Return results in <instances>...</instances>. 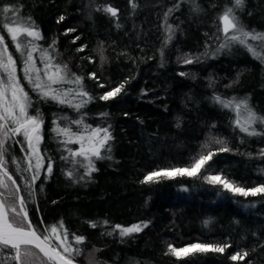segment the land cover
<instances>
[{
	"label": "trees",
	"instance_id": "1",
	"mask_svg": "<svg viewBox=\"0 0 264 264\" xmlns=\"http://www.w3.org/2000/svg\"><path fill=\"white\" fill-rule=\"evenodd\" d=\"M195 3L200 11L193 10L191 0H0V7L13 6L23 19L30 18L43 37L37 41L40 53L48 50L56 64L67 65L70 77H82L91 97H69L73 103L88 100L79 112L41 99L24 79L23 58L0 16V35L31 99L29 114L38 111L43 119L39 178L33 182L31 171H25L22 149L28 150L21 136L7 141L5 166L34 225L43 231L62 221L70 242L72 234L85 238L73 245L81 250L78 264H264V194L242 196L203 178L220 175L245 189L264 184V134L241 132L233 123L235 113L213 99L247 98L264 116V63L239 44L218 50L217 18L232 0ZM108 6L117 16L103 10ZM236 15L247 30L264 33V0H244ZM39 58L38 53L42 68ZM121 84L118 94L101 99ZM80 118L91 127L108 128L111 151L95 160L97 170L90 176L77 167L69 178L73 165L61 157L79 145L60 143L65 137L53 129L82 131L70 123ZM254 127L264 132V125ZM225 146L230 150L219 151ZM207 151L215 155L195 176L161 175L142 183L152 172L188 167ZM7 183L1 198L18 207V192ZM144 223L142 231L124 236L116 227ZM192 244L228 247L223 253L194 251L179 258L169 251V246ZM236 253L247 256L231 260Z\"/></svg>",
	"mask_w": 264,
	"mask_h": 264
},
{
	"label": "snow or ice",
	"instance_id": "2",
	"mask_svg": "<svg viewBox=\"0 0 264 264\" xmlns=\"http://www.w3.org/2000/svg\"><path fill=\"white\" fill-rule=\"evenodd\" d=\"M194 5L193 10L200 11L199 5L195 0H191ZM244 0H232L231 6H226L221 14L218 15L217 32L222 33V42L219 44L218 50L230 48L234 44H239L247 49L254 58L264 63V33H258L254 29L247 30L236 15V9L242 8ZM133 8L136 5L132 4ZM176 8L179 5L175 6ZM110 13L113 17L117 16V10L111 6L103 9ZM173 9H169L171 13ZM12 15H9V14ZM0 16L4 17L2 28L7 31L11 41L15 45L16 52L20 53L23 58L24 79L32 87L41 99H51L61 105H67L74 108L77 112L88 102L81 99L78 103H73L70 96L89 97V94L83 89V78L72 74L69 76L67 65L56 64L48 50H41V63L43 70L36 66L33 53L39 50V45L34 41L42 39L41 33L37 30L30 18L23 19L20 16V9L13 6L5 5L0 7ZM167 16V14H166ZM63 19V17H61ZM169 32L171 28L169 27ZM25 37V39H21ZM30 38V39H28ZM171 39V36H169ZM216 39H221L217 36ZM249 40L259 42V49L249 43ZM54 47V46H53ZM83 51V48L79 49ZM192 63L191 59L185 61ZM182 75L184 73H181ZM95 78V74H92ZM75 85V88L63 89L57 87L59 85ZM103 87V85H101ZM124 87L123 84L107 92L101 99L107 100L118 94ZM214 102L221 107L229 109L235 113L233 121L235 127L249 136L262 135L264 132L257 131L254 127L257 123L264 125V116L258 115L253 108L250 107L247 98L237 100L235 97L225 99L220 96L213 97ZM32 107L31 99L28 92L25 91L17 77V61L13 58V54L9 52L8 45L5 43L4 36L0 35V188L7 190L8 181L13 185L16 181L6 168L5 153L7 152L6 143L10 138L23 136L27 143V150L30 155L27 157L28 168L25 171H32V181L39 178L40 171L44 168V158L40 155L39 144L42 140L41 130L43 119L37 111L35 115L29 114V108ZM66 119V118H65ZM53 123H56L53 121ZM77 125L82 131H72L71 127H60L57 125L53 131L57 136L65 137L60 143L77 144L79 148L76 150L65 149L68 156H62L65 161L72 163L73 168L67 171L69 178L73 177V173L77 167L83 168L84 175L90 176L96 171L95 160L105 159L103 155L105 151H111L108 144L112 139L108 128L91 127L84 124L83 118L70 121ZM217 143L222 141L217 140ZM23 150V149H22ZM226 146L219 151H229ZM264 154V153H262ZM215 155L213 151H207L194 158L193 163L185 168H173L163 172L156 171L148 174L142 183L152 181L154 178L164 175L171 177L175 174L195 176L200 169L208 163ZM35 159L33 167L32 160ZM71 158V159H69ZM111 158V157H107ZM48 174L52 172L51 163L46 169ZM81 179L83 177H80ZM206 182L211 184H221L225 189L242 196H256L264 194V184L259 187L245 189L243 187L234 186V184L220 175H207L203 177ZM30 187V186H29ZM19 192V188L16 189ZM0 195H3L0 193ZM19 206H9L4 199H0V264H75V256L80 254V249L73 245L82 244L84 237L72 234V242L69 241L68 230L61 221L58 225L46 227L43 231L32 223L29 219L28 210L24 197L17 196ZM11 213V216H10ZM19 217V222H15L12 217ZM107 223V221H105ZM92 224V227H96ZM147 223L134 224L130 227H121L117 225L120 235H129L134 232L142 231L147 227ZM225 246H212L208 244H192L184 248H175L169 246V251L176 257H182L190 252H208L215 251L223 253ZM35 249L36 251H33ZM37 253L39 255H37ZM247 256L244 253L231 255L230 259L236 261L243 260Z\"/></svg>",
	"mask_w": 264,
	"mask_h": 264
},
{
	"label": "rangeland",
	"instance_id": "3",
	"mask_svg": "<svg viewBox=\"0 0 264 264\" xmlns=\"http://www.w3.org/2000/svg\"><path fill=\"white\" fill-rule=\"evenodd\" d=\"M21 39H25V37H21ZM28 39H30V38H28ZM36 44H37V41H34ZM15 46V45H14ZM39 53V56H40V58H39V61H41V53H40V50H38V51H36V52H34L33 53V55H34V59H35V61H36V66L38 67V65H37V54ZM23 60V59H22ZM22 63H23V61H22ZM42 70H43V66H42V68H41ZM17 77H18V74H17ZM19 79V78H18ZM30 108H32V107H30ZM29 108V109H30ZM30 115H33V114H30ZM17 137V136H16ZM16 137H14L15 139H16ZM22 138H23V136H21ZM23 140H24V138H23ZM25 142V144L27 145V143H26V141H24ZM39 147H40V144H39ZM40 149V148H39ZM41 150V149H40ZM23 154H24V156H25V161H27V164H28V160H27V157L30 155V152L29 151H26L25 149H23ZM40 155H41V153H40ZM32 164H33V167H34V165H35V159L33 158V160H32ZM43 164H44V161H43ZM29 166V165H28ZM31 175H33V172L31 171Z\"/></svg>",
	"mask_w": 264,
	"mask_h": 264
},
{
	"label": "water",
	"instance_id": "4",
	"mask_svg": "<svg viewBox=\"0 0 264 264\" xmlns=\"http://www.w3.org/2000/svg\"><path fill=\"white\" fill-rule=\"evenodd\" d=\"M13 179H14V177H13ZM14 180H15V179H14ZM14 186H15L16 189L19 188L18 196H22L21 189H20L19 185L16 183ZM22 197H23V196H22ZM0 199H2V198H1V195H0ZM17 204H18V203H17ZM75 264H78V263L75 262Z\"/></svg>",
	"mask_w": 264,
	"mask_h": 264
}]
</instances>
